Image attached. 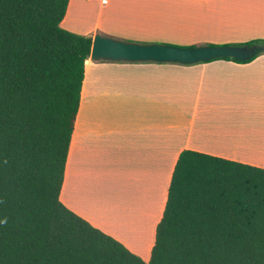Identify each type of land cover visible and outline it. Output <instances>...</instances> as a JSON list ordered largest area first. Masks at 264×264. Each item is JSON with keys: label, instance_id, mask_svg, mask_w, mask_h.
<instances>
[{"label": "crops", "instance_id": "1", "mask_svg": "<svg viewBox=\"0 0 264 264\" xmlns=\"http://www.w3.org/2000/svg\"><path fill=\"white\" fill-rule=\"evenodd\" d=\"M62 27L141 42L264 38V0H69ZM264 168V53L249 62L89 60L61 201L149 261L180 153Z\"/></svg>", "mask_w": 264, "mask_h": 264}, {"label": "trees", "instance_id": "2", "mask_svg": "<svg viewBox=\"0 0 264 264\" xmlns=\"http://www.w3.org/2000/svg\"><path fill=\"white\" fill-rule=\"evenodd\" d=\"M68 4L0 0V264H264L261 167L183 150L149 261L61 201L93 43Z\"/></svg>", "mask_w": 264, "mask_h": 264}, {"label": "water", "instance_id": "3", "mask_svg": "<svg viewBox=\"0 0 264 264\" xmlns=\"http://www.w3.org/2000/svg\"><path fill=\"white\" fill-rule=\"evenodd\" d=\"M262 52H264L263 44H202L186 47L162 42L140 43L95 33L90 58L92 60L193 64L223 57L245 61Z\"/></svg>", "mask_w": 264, "mask_h": 264}, {"label": "rangeland", "instance_id": "4", "mask_svg": "<svg viewBox=\"0 0 264 264\" xmlns=\"http://www.w3.org/2000/svg\"><path fill=\"white\" fill-rule=\"evenodd\" d=\"M103 34V33H102ZM104 35H106V34H104ZM109 36V35H108ZM113 37V36H112ZM115 38H117V37H115ZM119 39H123V38H119ZM124 40H128V41H134V42H140V43H147V42H141V41H136V40H132V39H124ZM163 43V42H162ZM202 44H211V43H208V42H205V43H200V44H196L195 46H197V45H202ZM215 44V43H214ZM176 45H178V44H176ZM217 45H219V44H217Z\"/></svg>", "mask_w": 264, "mask_h": 264}, {"label": "built area", "instance_id": "5", "mask_svg": "<svg viewBox=\"0 0 264 264\" xmlns=\"http://www.w3.org/2000/svg\"><path fill=\"white\" fill-rule=\"evenodd\" d=\"M103 2H104V3H107V2H108V0H103Z\"/></svg>", "mask_w": 264, "mask_h": 264}]
</instances>
